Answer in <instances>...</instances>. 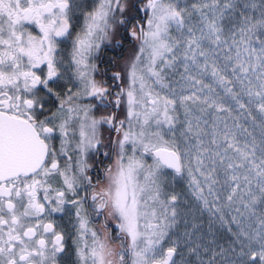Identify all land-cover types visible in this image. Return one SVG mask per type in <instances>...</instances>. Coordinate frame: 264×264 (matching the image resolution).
Wrapping results in <instances>:
<instances>
[{
  "label": "snow or ice",
  "instance_id": "1",
  "mask_svg": "<svg viewBox=\"0 0 264 264\" xmlns=\"http://www.w3.org/2000/svg\"><path fill=\"white\" fill-rule=\"evenodd\" d=\"M0 264H264V0H0Z\"/></svg>",
  "mask_w": 264,
  "mask_h": 264
}]
</instances>
